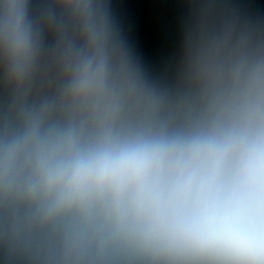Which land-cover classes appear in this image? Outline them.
<instances>
[{
    "label": "clouds",
    "instance_id": "obj_1",
    "mask_svg": "<svg viewBox=\"0 0 264 264\" xmlns=\"http://www.w3.org/2000/svg\"><path fill=\"white\" fill-rule=\"evenodd\" d=\"M14 28L22 46L18 14ZM45 190L55 208L107 196L147 249L264 264V127L49 162Z\"/></svg>",
    "mask_w": 264,
    "mask_h": 264
}]
</instances>
